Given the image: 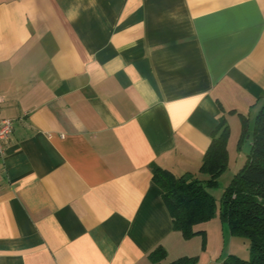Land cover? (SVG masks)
I'll return each instance as SVG.
<instances>
[{"label":"crops","instance_id":"1","mask_svg":"<svg viewBox=\"0 0 264 264\" xmlns=\"http://www.w3.org/2000/svg\"><path fill=\"white\" fill-rule=\"evenodd\" d=\"M0 95V264L173 261L154 171L208 180L220 120L228 153L251 128L264 0H0Z\"/></svg>","mask_w":264,"mask_h":264},{"label":"trees","instance_id":"2","mask_svg":"<svg viewBox=\"0 0 264 264\" xmlns=\"http://www.w3.org/2000/svg\"><path fill=\"white\" fill-rule=\"evenodd\" d=\"M250 136L252 152L245 155V165L225 189L219 208L221 219L228 223L232 235L248 242V260L231 256L224 264H264V103L250 129L246 118L242 120L239 149L243 150L246 136ZM230 127L225 119L212 134L200 172L208 180L194 174L175 176L156 168L154 181L162 191V198L172 220L174 229L186 240L204 231H195V226L211 221L216 216V201L209 193L218 178L228 168V140ZM153 264H195L196 258L182 256L164 263L166 251L158 246L149 254Z\"/></svg>","mask_w":264,"mask_h":264},{"label":"rangeland","instance_id":"3","mask_svg":"<svg viewBox=\"0 0 264 264\" xmlns=\"http://www.w3.org/2000/svg\"><path fill=\"white\" fill-rule=\"evenodd\" d=\"M254 122L255 118H252L250 129L253 128ZM231 125L234 128L233 121ZM237 139H239V135ZM237 143L238 140H235V144L233 140V145L232 143L230 144L228 168L218 178L217 183L209 188V193L214 197L217 204L215 218L209 222L195 226V231H204L205 233L198 234L190 240L185 239L186 243L180 244L176 248L178 256L196 258L195 264H224L231 256L245 260L250 258L248 242L238 236L232 235L228 223L223 221L219 215L221 198L225 189L245 165L246 156L243 150L239 149Z\"/></svg>","mask_w":264,"mask_h":264},{"label":"built area","instance_id":"4","mask_svg":"<svg viewBox=\"0 0 264 264\" xmlns=\"http://www.w3.org/2000/svg\"><path fill=\"white\" fill-rule=\"evenodd\" d=\"M4 99L0 95V105L3 103ZM13 132V123L9 119L0 118V158L3 157L5 152V146L10 139Z\"/></svg>","mask_w":264,"mask_h":264},{"label":"water","instance_id":"5","mask_svg":"<svg viewBox=\"0 0 264 264\" xmlns=\"http://www.w3.org/2000/svg\"><path fill=\"white\" fill-rule=\"evenodd\" d=\"M243 152L245 155H250L252 152L251 143H250V136H246L245 143L243 145Z\"/></svg>","mask_w":264,"mask_h":264}]
</instances>
